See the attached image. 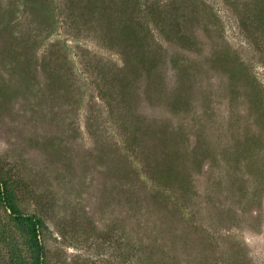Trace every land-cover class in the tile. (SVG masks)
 Instances as JSON below:
<instances>
[{
    "label": "rangeland",
    "instance_id": "1",
    "mask_svg": "<svg viewBox=\"0 0 264 264\" xmlns=\"http://www.w3.org/2000/svg\"><path fill=\"white\" fill-rule=\"evenodd\" d=\"M0 171L46 264H264V0H0Z\"/></svg>",
    "mask_w": 264,
    "mask_h": 264
},
{
    "label": "trees",
    "instance_id": "2",
    "mask_svg": "<svg viewBox=\"0 0 264 264\" xmlns=\"http://www.w3.org/2000/svg\"><path fill=\"white\" fill-rule=\"evenodd\" d=\"M116 7V6H114ZM94 8V7H93ZM120 11V10H119ZM113 13L114 11H109L106 10L105 13ZM120 13H122L120 11ZM117 10L114 12V14H120ZM122 16V15H121ZM115 21L117 22L120 19V16L117 15V20L116 17L114 18ZM115 22V23H116ZM114 27L113 29H116V25L113 23H110ZM143 27V22L139 27H132L128 25H121L122 29L120 35L124 41L130 45L131 48H138L140 46V41L137 40L139 38V34L136 33L137 28ZM12 42L10 44L11 50H13V53L19 56L22 60L23 58H27L25 54H21L18 51V44L16 43L15 37L11 38ZM134 67L136 68L135 70H139V68H142V70H151L155 64L154 61L151 57H147V53L143 51H135L134 52ZM137 67H139L137 69ZM127 69L122 68V70ZM120 85L123 87L124 82L120 81ZM10 182L7 179V175L3 174L2 171H0V204L4 207L6 212L9 213L10 219L21 229L24 231L27 242V250L29 253L30 261L27 263L23 260H18L16 264H46V250L45 246L43 245V232L46 230V226L44 223V220L41 217H38L34 214H25L23 213L17 202H16V195H15V190L13 189L12 185L9 184ZM17 256V255H14Z\"/></svg>",
    "mask_w": 264,
    "mask_h": 264
}]
</instances>
